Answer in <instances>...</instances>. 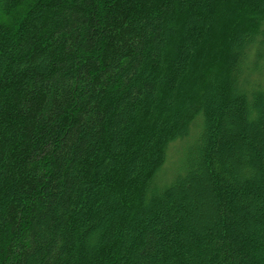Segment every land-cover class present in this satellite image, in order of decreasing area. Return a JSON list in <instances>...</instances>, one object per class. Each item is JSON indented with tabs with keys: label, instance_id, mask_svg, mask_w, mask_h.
I'll return each instance as SVG.
<instances>
[{
	"label": "trees",
	"instance_id": "trees-1",
	"mask_svg": "<svg viewBox=\"0 0 264 264\" xmlns=\"http://www.w3.org/2000/svg\"><path fill=\"white\" fill-rule=\"evenodd\" d=\"M0 264H264V0H0Z\"/></svg>",
	"mask_w": 264,
	"mask_h": 264
},
{
	"label": "rangeland",
	"instance_id": "rangeland-1",
	"mask_svg": "<svg viewBox=\"0 0 264 264\" xmlns=\"http://www.w3.org/2000/svg\"><path fill=\"white\" fill-rule=\"evenodd\" d=\"M197 130H195L194 132L196 133ZM194 136V134H193ZM193 136H190V138H188L186 141L183 142H177L174 144V146H172L170 152H169V159H168V171H172L176 166H178L179 164V159L182 157V153L184 152V150L189 146V144L191 143ZM170 172L167 174L168 176L170 175ZM167 176V177H168Z\"/></svg>",
	"mask_w": 264,
	"mask_h": 264
}]
</instances>
